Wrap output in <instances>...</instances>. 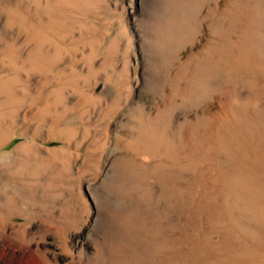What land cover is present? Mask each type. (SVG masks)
<instances>
[{
    "label": "rangeland",
    "instance_id": "1",
    "mask_svg": "<svg viewBox=\"0 0 264 264\" xmlns=\"http://www.w3.org/2000/svg\"><path fill=\"white\" fill-rule=\"evenodd\" d=\"M0 264H264V0H0Z\"/></svg>",
    "mask_w": 264,
    "mask_h": 264
}]
</instances>
